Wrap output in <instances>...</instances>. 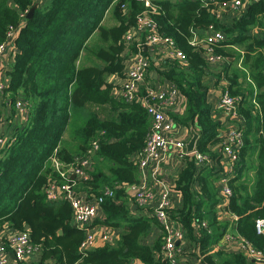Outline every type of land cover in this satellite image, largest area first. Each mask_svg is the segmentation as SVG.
Wrapping results in <instances>:
<instances>
[{"label":"trees","instance_id":"trees-1","mask_svg":"<svg viewBox=\"0 0 264 264\" xmlns=\"http://www.w3.org/2000/svg\"><path fill=\"white\" fill-rule=\"evenodd\" d=\"M242 1L239 9L226 10L235 13L230 20L225 12L218 14L216 3L203 0H0V45L11 30L19 33L14 61L6 70L0 123L15 118L19 99L29 107L28 121L15 126L0 154V229L28 231L41 250L38 262L18 264H184L179 253L176 263L166 259V233L156 218L133 214L121 200L125 187L139 182L138 158L151 116L140 101L116 96L108 77L125 76L126 60L135 53L147 55L148 70H155L156 54L145 45V34L126 39L141 17L151 18L160 35L187 57L184 63L164 56L157 77L177 87L185 109L170 116L198 132L195 151L207 157L199 161L189 154L183 160L174 188L182 204L172 206L170 218L195 244L201 264H264L243 249L213 251L233 223L240 237L264 255V234L256 228V220L264 218V0ZM211 27L224 33L212 51L220 57L216 63L200 44ZM218 63L221 69L212 71ZM209 75L216 85L226 83L223 92L237 98L236 109L245 121L236 127L244 143L233 161L224 153L220 122L212 117ZM148 87L140 86V94L146 95ZM87 155L92 160L87 180L62 177L52 161L55 157L67 166ZM227 167L232 170L226 172ZM219 181L231 194H224ZM52 182H69L76 191L96 196L106 186L114 189L102 204L105 219L95 223L121 227L120 239L80 252L85 230L75 225L69 200L47 198ZM225 213L234 216L233 222L222 217ZM154 226L162 232L149 244L145 239Z\"/></svg>","mask_w":264,"mask_h":264},{"label":"built area","instance_id":"built-area-1","mask_svg":"<svg viewBox=\"0 0 264 264\" xmlns=\"http://www.w3.org/2000/svg\"><path fill=\"white\" fill-rule=\"evenodd\" d=\"M205 2H214L217 4L218 14L226 12V10H237L244 3L242 0H203ZM257 1V0H254ZM264 30V28H263ZM18 29L11 30L8 40L0 45V67L2 66V58L7 50L11 48L15 52V39L18 36ZM145 34V45L152 54L166 55L172 58H180L184 63L187 57L182 50L175 48L170 38L160 35L157 24L149 17H141L136 28L127 33L126 39L132 42L134 37ZM224 39V33L211 27L204 40L200 44L204 45L208 60L212 63L220 59L213 55L214 46ZM193 44H196L195 40ZM131 56V65L127 67L126 75L123 76L121 86L114 84V92L116 96L123 97L126 101L138 100L147 109L151 116V125L146 135L145 145L138 158L139 173L142 176V182L132 184L136 188L135 199L138 205L142 206L149 215L154 216L162 225L163 231L166 233L163 250L166 259L172 263L177 262L179 249L177 248L176 239L181 240L184 236L182 230H176L173 227L169 210L173 206L172 191L175 188L173 183L168 182L163 176H160V166L172 156L180 160H184L189 154H195L199 161L206 159L200 153L188 151L186 139L179 133L177 122L168 115L175 105L179 102L180 94L174 84L163 82L159 85L149 86L146 95L140 94V86L144 82L149 60L148 56L142 53H135ZM4 70L6 67L4 66ZM6 84L0 83V92L2 95ZM237 98L232 97L228 91H224L218 103L221 108L232 119L239 117L236 109ZM18 110L14 124L19 120V124H25L28 121L29 107L27 103L21 99L16 104ZM12 120H5L0 123V154L5 148L8 141L12 139L14 134V126ZM224 153L231 160H235L238 155L239 148L244 141L241 132L236 128H231L224 133ZM94 149H98V143H93ZM237 150V151H236ZM92 150L89 151L91 154ZM52 161L61 176L68 178L69 176L78 177L80 180L90 178L92 169V160L89 155L77 157L76 161L71 165L65 166L55 157ZM150 174L152 181H147V175ZM226 179V178H224ZM148 182V183H147ZM224 194H231L228 186H224ZM47 198L51 201L67 199L73 208V218L75 225L85 230V238L82 240L79 250L87 252L93 248L97 241L102 243H114L116 236L108 227H92L94 220L102 211V204L106 197H113L115 190L106 186L103 194L100 196L90 195L86 191H76L75 184L52 182L46 188ZM205 223H203L204 225ZM98 228V229H97ZM256 228L258 233L264 234V218L256 220ZM4 234L0 237V264H18L26 262L28 258L38 250V246L32 244L28 231L3 230ZM226 238L233 240L234 236L230 231L227 232ZM243 249L259 261L264 260V255L250 247L246 241ZM10 254L13 255V261L9 260Z\"/></svg>","mask_w":264,"mask_h":264},{"label":"crops","instance_id":"crops-1","mask_svg":"<svg viewBox=\"0 0 264 264\" xmlns=\"http://www.w3.org/2000/svg\"><path fill=\"white\" fill-rule=\"evenodd\" d=\"M227 14L228 15L226 17H231L230 20L233 19L232 16L235 15V13H233L231 11L228 12ZM154 56H155V58H154L155 70L149 69L147 71L145 80L141 84V86L145 87V86L159 85V84L164 82V81H161L159 77H157L159 75L157 70L162 69V62L166 59L164 57L166 55H163V57H159L160 55H154ZM151 59H153V58H151ZM13 61H14V52L12 51L11 48L8 47L7 50L5 51L4 55H3V58H2L3 64L0 67V83L7 84L8 76H7L6 70L13 63ZM126 64H127V67H129L131 65V58L130 57L127 58ZM219 64L220 63L212 64L211 70L215 71L214 68L217 67V69L219 71V68L221 69V67L218 66ZM4 66L6 67L5 70L3 69ZM211 76L212 75H209L205 79L210 84V86H209L210 91L208 93V100L210 101V103L213 106L212 117L215 120H218L220 122L218 132L223 135L225 132H227L231 128H236L239 125L240 126L244 125L245 121L242 118L240 120V117L232 119V117L229 114H227L221 108H218V103H219V101L223 95V88L225 89V87L227 85L224 81H220L219 84L216 85L215 84V78L211 77ZM108 80L113 85L116 84L118 86H121L122 82H123V78L118 76V75H110L108 77ZM1 102H3V100H2V95L0 92V104H1ZM184 109H185V106L183 105V99H182V97H180L179 102L175 105V107L170 112H168V115H171V116L180 115L184 111ZM5 111H6L5 112L6 115L7 114L9 115L10 109L8 107H5ZM15 119L16 118L11 119L12 120L11 126H14V125L17 126L19 124V120L16 121V123H18V124L13 123V122H15ZM177 124H178L180 135H182L186 139H190L192 137V132H191L190 127L185 126V125L178 123V122H177ZM183 167H184V161L178 159L175 156H172L165 163L161 164L160 169H159L160 170V176H163L168 182L173 183L175 185L176 179L179 177V174L182 171ZM225 170H226V172L228 170L231 171L232 168L227 167ZM103 171L107 172V168L104 167ZM230 171H228V172H230ZM248 176L251 177V180L253 181L254 172L253 171L249 172ZM142 181H143L142 176L140 175L139 182H142ZM147 181L149 183L152 181L150 174L147 175ZM220 181H221V179H220ZM220 181H219V185H220V187L222 186V188H223V184ZM135 192H136V188H133V185H127L125 187L124 197L121 200L125 201V203L132 210L131 212L133 214L138 215V216L139 215H148L149 213H147V211H145V209L142 206L137 204L136 199H135ZM172 201H173V208H176L182 204V195H181L180 191L173 189ZM225 203H226V201L222 202V207H224ZM105 217H106V215L104 214L103 211H101L99 217L96 219H102L103 220V219H105ZM222 217H224L225 219H228L229 221H232V222L234 220V216H232L229 213H225ZM96 219L94 220L92 227H99V228H101L103 226L108 227L110 230H112L114 232V234L116 236L115 242L120 239L121 233L123 231V229L121 227H112V226H108L105 224L104 225L103 224H96L95 223ZM232 225H233V223L230 225V228L228 231H230L232 233V235L234 236L233 240L232 239L228 240L226 238V236H224V238L217 245L214 246L213 251H217L219 249L225 248L227 250L237 252V251H241L243 249V244L245 243V241L240 237V235L233 228ZM173 227L176 230H182L183 231L182 225L180 223L173 222ZM4 229L5 228L0 229V237L4 234V232H3ZM195 231H196V234L199 235L200 229H199L198 225L195 226ZM161 232H162V230L160 228H158L157 226H154V229H153L151 235L145 239V242L151 244L153 242L154 238L156 236H158ZM175 241H176L177 248L179 249V254H180L178 259L181 260L182 263H184V264H201V256L197 250V247L195 246V244L193 242H191V240L188 239V237H186L185 233H184V236L181 240L176 239ZM102 245H104V244L100 240H98L94 247L102 246ZM40 259H41V250H40V247H38V250L35 253H33L28 258V260L26 262L35 263V262H38ZM9 260L11 262L13 261V255L12 254H10ZM134 264H140V262L135 261Z\"/></svg>","mask_w":264,"mask_h":264},{"label":"water","instance_id":"water-1","mask_svg":"<svg viewBox=\"0 0 264 264\" xmlns=\"http://www.w3.org/2000/svg\"><path fill=\"white\" fill-rule=\"evenodd\" d=\"M37 6H38V4L35 3L30 8V10L27 13V17L28 18L32 17V15H33V13H34V11H35ZM191 132H192V137L189 139V141L187 143V148H188V151L193 152L195 150V148H196V142H197V139L199 138V134L193 127H191ZM62 232H63L62 229H60L59 233L61 234Z\"/></svg>","mask_w":264,"mask_h":264},{"label":"rangeland","instance_id":"rangeland-1","mask_svg":"<svg viewBox=\"0 0 264 264\" xmlns=\"http://www.w3.org/2000/svg\"><path fill=\"white\" fill-rule=\"evenodd\" d=\"M36 1H38V0H36ZM44 1H45V0H41V2H44ZM227 15H228L227 12H225V14H224L225 18H226ZM109 17H110V15L108 16V18H109ZM108 18H107V19H108ZM127 54H128V52H125V53H124V55H126V56H127ZM93 108H94L97 112H99V113L102 112V108H100V107H98V106H97V107H93ZM15 118H18V116L16 115ZM65 138L67 139V135L65 136ZM6 226H7V225H6ZM6 226L4 225L3 228L6 229Z\"/></svg>","mask_w":264,"mask_h":264}]
</instances>
